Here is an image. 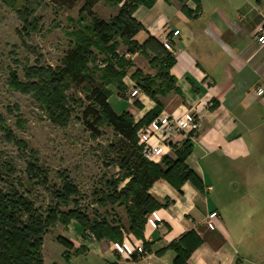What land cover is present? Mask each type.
Returning a JSON list of instances; mask_svg holds the SVG:
<instances>
[{"label":"crops","instance_id":"obj_1","mask_svg":"<svg viewBox=\"0 0 264 264\" xmlns=\"http://www.w3.org/2000/svg\"><path fill=\"white\" fill-rule=\"evenodd\" d=\"M154 8L147 18L144 9L142 19L135 14L146 29L136 41L143 45L152 37L163 45L169 39L178 51L171 70L178 92L162 99L163 113L203 112L202 130L186 160L201 187L187 181L179 191L167 180L156 182L149 193L164 222L157 230L147 227L149 214L144 238L127 232L125 238L148 244L153 264H174L173 245L191 233L201 242L186 264H264V96L257 95L264 87V45L257 40L264 0H158ZM139 56L133 60L148 66ZM126 84L131 91L134 81ZM118 97L136 123L156 107L145 94L141 109ZM204 100L213 106L203 109ZM213 213L214 231L208 226ZM122 222L128 230L129 221ZM94 241L92 258L99 264H146L124 262L111 244ZM103 253L107 258L100 259Z\"/></svg>","mask_w":264,"mask_h":264},{"label":"trees","instance_id":"obj_2","mask_svg":"<svg viewBox=\"0 0 264 264\" xmlns=\"http://www.w3.org/2000/svg\"><path fill=\"white\" fill-rule=\"evenodd\" d=\"M2 1L11 8L16 7L14 2ZM76 1L84 2L81 13L93 21L89 33L79 32V38L63 59L62 66L56 70L48 69L47 81L36 89H32V84L22 83L13 72L9 85L21 94L35 93L44 108L54 115L53 120L58 125H65L70 114L66 96L70 88L83 89L89 102L83 111L84 119H88L86 124L96 135L101 134L100 127L103 124L114 130L117 141L108 149L110 157L111 154L115 156L110 164L126 172L123 180L104 181L102 188L94 193L93 205L97 204L102 209L109 206L124 207L129 218V228L126 229L116 213L111 215L112 211L106 212L105 215L95 211L92 217L91 212L83 208L78 198V188L69 183V178L63 179L64 183L60 189L50 193L47 187H44L50 184V173L43 171L35 161L27 164L23 174L25 177H18L12 166H8L6 172L0 160V264H45V237L59 224L69 227L73 222H77L84 232H91L99 242L123 241L126 232L142 239L147 216L160 207L149 193L156 182L167 180L179 191L187 181L201 187L194 172L186 165V160L194 150L192 141L188 140L176 148L174 153L159 165L146 161L138 146L139 130L150 125L163 113V98L178 92L176 78L171 74L176 64L175 57L152 37L143 45L136 41V37L144 30V26L135 17L137 10L141 7L153 8L158 0H131L111 21L96 16L94 9L103 0H72V6ZM63 6L67 5L64 3ZM28 10L25 16L21 11L18 12V16L23 18L26 24H29L31 15L36 11ZM118 39L125 43L128 54L142 53L156 70L154 76L145 75L141 70L131 76L136 86L156 103L155 109L139 123H136L128 112L118 114L110 103L113 95L110 87L115 86L119 96L126 93L127 88L123 85V80L127 72L124 70L127 66L134 67L131 61L121 59L118 62L113 57L117 54L113 45L115 46ZM95 51L109 53L112 58L102 71L90 67ZM5 130L6 124L0 117V133H7ZM13 141L14 139L11 143ZM18 144L24 145L21 142ZM124 181L127 183L123 184ZM121 185H124L122 189ZM38 186L50 193L56 202L50 200L47 205L38 207L31 189ZM61 242L67 248H74L67 241ZM200 242L201 238L196 233H191L173 245L172 249L177 254L174 264H186ZM146 249L149 250L148 244Z\"/></svg>","mask_w":264,"mask_h":264},{"label":"rangeland","instance_id":"obj_3","mask_svg":"<svg viewBox=\"0 0 264 264\" xmlns=\"http://www.w3.org/2000/svg\"><path fill=\"white\" fill-rule=\"evenodd\" d=\"M8 1L14 2L16 7L11 8L0 0V117L4 120L7 131L5 134L0 133V160L5 171H8V166H12L18 177H25L26 175L23 174L28 167L27 164L35 161L43 171L47 170L50 173V184L44 186L50 193L60 189L64 183L63 179L69 178V183L78 188L80 194L78 198L83 208L90 211L92 217L95 211L101 215L112 211L111 215L116 213L119 219L129 220L124 207L109 206L102 209L97 204L93 205L94 193L102 188V183L111 179L123 180L126 172L110 164L115 158L114 154L110 157L108 151L117 141L114 130L103 124L100 127L101 134L96 135L86 124L88 119H84L83 111L89 102L83 89L70 88L66 94L69 103L67 109L70 114L66 118L65 125H58L53 120L54 115L44 108L35 93L21 94L9 85L13 72L22 83L32 84V89H36L47 81L48 69L56 70L62 66L63 59L79 38V32L88 34L92 26V19L81 13L84 2L76 1L72 6V0ZM130 1L103 0L94 9L96 16L111 21ZM64 3L67 6H63ZM153 8H139L136 14H139L140 19L143 15L147 18L152 12L157 11ZM28 9H36V11L31 15L29 24H26L23 18L20 19L18 12L21 11L25 16L29 12ZM143 9L142 15L140 12ZM143 32H146L145 28ZM113 47L117 49V54L113 56L116 61L125 59L134 65V67L127 66L124 70L127 76L123 80V85H126L127 91L120 98L128 101L130 87L128 88L126 81L130 83L133 73L141 70L145 75H149L146 74L148 72L156 75V70L150 62L147 66L145 60L140 67L139 60H133L137 54H128V48L121 39H118ZM138 55L146 59L142 53ZM111 60L109 53L95 51L90 67L102 71ZM110 89L113 91L111 98L113 109L120 115L124 114L128 109L127 103L118 102L115 86H111ZM140 91L144 94L142 90ZM140 101L137 100L134 106H130L141 109ZM12 139L14 141L11 143ZM19 142L24 145L20 146ZM59 176L63 178L60 179ZM120 187L122 189L124 185ZM31 189L38 207L47 205L50 200L55 201V198L42 187ZM88 232H84L81 226L75 225L66 227L59 224L52 229L45 237L43 247L45 264H84L85 261L99 264L101 260L96 261L92 258L95 255L93 244L96 242ZM84 238L87 240L85 241ZM61 241L69 242L74 248H67ZM103 242L102 244L107 245L113 243ZM105 258H107L106 254L100 259ZM151 262L153 264V260Z\"/></svg>","mask_w":264,"mask_h":264},{"label":"built area","instance_id":"obj_4","mask_svg":"<svg viewBox=\"0 0 264 264\" xmlns=\"http://www.w3.org/2000/svg\"><path fill=\"white\" fill-rule=\"evenodd\" d=\"M180 32H174V36H179ZM257 40L260 44L264 45V27H261L257 32ZM166 50L173 55L177 56L178 51L171 40H166L163 43ZM141 89L134 84L132 90L128 95V104L134 106L137 100H141ZM258 96H264V87L258 89ZM203 109H210L213 104L211 101L204 100L201 102ZM203 112L197 111H184L167 115L160 114L150 125L142 127L138 132V146L141 148L143 158L149 163L159 165L163 160L171 156L176 148L181 147L186 141L190 140L196 142L199 133L202 130L204 122ZM152 140L156 144L151 143ZM218 218L217 213H213L208 218V226L211 230H216L217 225L215 219ZM164 222V217L160 211H154L147 219V227L157 230ZM91 238H94L91 232H88ZM95 239V238H94ZM111 249L121 258L124 262H145L152 264L154 255L146 249L144 241L135 240L133 237H126L123 241L111 243Z\"/></svg>","mask_w":264,"mask_h":264}]
</instances>
